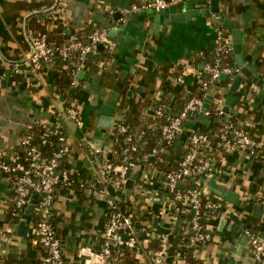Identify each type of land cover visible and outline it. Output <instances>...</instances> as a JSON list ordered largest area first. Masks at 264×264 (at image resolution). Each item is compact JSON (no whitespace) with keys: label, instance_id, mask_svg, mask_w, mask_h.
<instances>
[{"label":"crops","instance_id":"obj_1","mask_svg":"<svg viewBox=\"0 0 264 264\" xmlns=\"http://www.w3.org/2000/svg\"><path fill=\"white\" fill-rule=\"evenodd\" d=\"M55 1L0 0V153L15 157L19 138L27 129L59 122L69 152L59 161L51 222L64 264H98L96 253L103 247L108 209L96 188L99 157L87 152L84 143L94 141L101 148L110 147L118 119L127 115L138 129L137 124L148 119L158 99L166 100L171 111L176 112L187 99L201 95L199 72L207 57L205 51L216 43L217 26L232 44L231 30L221 25L224 18L233 21L239 30L244 67L264 79V0H219L217 22L212 14L206 16L203 12L169 23L161 15L157 29L153 12H129L133 0ZM179 2L169 6L172 13L178 12ZM93 24L108 29V41L87 56L89 60L76 74L77 88L68 84L67 61L53 58L36 70L23 62L29 50L25 33L30 27L35 28H31L34 32L47 34L52 42H63L84 39L93 30ZM237 74L242 78L236 90H230L235 75H229L227 91L219 100L215 94H209V105L219 103L225 118L232 119L263 145L253 155L246 149L235 150L221 160L222 153H215L219 171L211 178L235 192L237 199L230 202L234 213L225 217L212 213L207 218L205 228L211 238L203 245L188 239L192 213L163 212L164 197L150 194L146 203L150 213H145L146 218L152 227L169 231L173 243L164 264H258L243 231L249 228L261 234L264 229V206L258 200L264 196V87L240 69ZM176 77L183 81L177 82ZM124 83H128V88L122 92ZM68 105L77 108L79 125L62 116L55 119L54 112ZM104 106L112 109L111 126H104L100 120ZM220 119L211 120L201 113L188 118L185 129L174 141V155L180 153L179 145L186 131L212 121L219 123ZM136 188L134 185L129 202L136 201ZM211 194L216 195L212 191ZM11 199V176L0 172V264L9 254L26 255L31 263L41 252H26L27 244L33 241L26 235L18 236L17 223L8 220ZM255 203L262 205L259 217L254 215ZM173 215L185 220L187 226L183 229L172 224ZM31 219L30 214L29 223ZM175 232L181 242H174ZM152 251L150 243L143 239L135 253L137 264H148Z\"/></svg>","mask_w":264,"mask_h":264},{"label":"built area","instance_id":"obj_2","mask_svg":"<svg viewBox=\"0 0 264 264\" xmlns=\"http://www.w3.org/2000/svg\"><path fill=\"white\" fill-rule=\"evenodd\" d=\"M178 1L181 0H133L129 12L140 10L155 12ZM212 18L217 22L216 14H212ZM92 26L93 30L84 39H68L56 45L47 42L45 34L27 29L25 35L29 50L23 62L28 64L32 70H36L53 58L67 61L70 65L67 72L68 84L71 88H77L79 80L76 74L83 67L82 62L85 55L93 52L98 44L108 41V29L97 28L95 24ZM214 52V59L203 62L202 70L199 72L201 95L187 99L182 108L176 114L168 116L167 122L161 126V139L164 143H171L176 134L185 129L184 123L188 118L199 113L209 116L210 111L204 106L206 96L212 93L219 100V96L221 97L228 88L227 85L218 84L219 75L221 73L227 76L233 75V69L238 72L236 64L232 66L227 60L233 55L232 44L218 26L216 27ZM72 57L73 62H71ZM176 81L182 82L183 79L176 77ZM169 109L167 101L158 99L152 105L151 113L162 116L167 114ZM214 112L216 117L221 118L214 132L217 138L216 149H212L211 140L206 134L194 130L186 131V137L181 142L182 158L175 168L164 171L149 162L145 163L147 159L158 156L163 149L155 148L150 153L144 154L139 162L135 161L133 152L137 150V136L128 131L123 118L118 119L113 127L118 133L124 134V146L119 150L113 147L114 139H112L111 146L107 148L97 146L94 141L84 143L87 152L99 157L96 188L108 209V218L102 232L103 247L96 253L98 264H122L120 257L111 256V250L120 246L135 249L136 252L140 249L141 241L133 225L134 221L131 220V215H125L121 209L122 196L124 195L125 198L128 195L129 197L134 185L137 186V199L135 202H129L125 198V201L129 202L127 209L133 217L138 218L144 241L149 242L155 239L157 246L151 252L148 264H164L170 256L173 244L169 231L152 227L146 217L139 219L141 213H150L146 210V203L151 193L164 197L163 212L193 213L190 219L192 233L188 236L193 244L203 245L211 238L210 232L204 228L205 225L199 223L200 213L209 215L221 213L224 217L234 213L230 202L217 194H211L208 189L209 179L219 171L216 166L215 153L217 151L222 153L221 160L224 159L226 153L235 150L246 149L250 155H253L261 148L263 142L253 138L246 129L225 120V114L219 103L214 106ZM61 116L75 125L80 124L79 112L74 106H64L61 110L54 112L55 119ZM42 126L45 130L41 143L46 142L48 135L55 137L54 148L50 154L44 156L39 147L31 142L30 135L23 134L18 141L21 155L10 158L0 153V172L11 176L12 223H17L21 219L22 210L29 203L31 194L38 196L32 210L34 220L29 223L26 236L32 235V241H36L41 246L42 254L32 264H64L60 254L59 238L51 222V209L54 186L58 182L59 161L68 154L69 143L64 129L57 120L50 127L43 124ZM112 138H114V132H112ZM159 161L163 162L162 159ZM131 173H134L133 186L127 189L125 183ZM187 179L191 181L190 186H186ZM66 183L68 184L69 181ZM177 183H182V188L177 187ZM258 200L264 206V197L261 196ZM170 219L172 224L185 228L186 221L181 220L179 216L173 215ZM243 233L247 237L254 259L258 264H264V230L259 234L245 228Z\"/></svg>","mask_w":264,"mask_h":264},{"label":"trees","instance_id":"obj_3","mask_svg":"<svg viewBox=\"0 0 264 264\" xmlns=\"http://www.w3.org/2000/svg\"><path fill=\"white\" fill-rule=\"evenodd\" d=\"M31 28L35 29L33 27H30V29ZM45 37H46L47 42H49L50 44H53V45H56V44L60 43V41H61V40H57L55 42H52L50 37L47 34H45ZM204 55L207 56V57H205L206 59H204V62L205 61H212L215 57L214 47L210 50L205 51ZM73 60H74V58L72 57L71 62H73ZM87 60H89V59H87V57H85L83 59L82 64L84 65L85 63H87ZM227 60L229 61L230 65H232V66L235 65L234 55H231ZM227 82H228L227 80L219 81L218 84L220 86H224V85L228 84ZM127 88H128V83H124V87L122 89V92H124ZM208 110L210 111L209 118L211 120L217 118L215 115V112H214V106L213 105L210 104L208 107ZM178 111L172 112L171 109H169L167 111V114L162 115V116H157V115L151 114L146 121H144L143 123L140 122L137 124L138 129H135V125L132 124V121L127 117V115L123 118V122H124V124L127 125L128 131L130 133L134 134L135 136H137L138 146H137V150L135 152H133V157H134L136 162H139L144 154L150 153L155 148H159V149H163V151L158 156H155V158L150 159V160L147 159L145 163L149 162V163L153 164L154 166H156L161 171H164L165 169H172V168H175L177 166V162L183 156V150L181 149V144L179 145V150H180L179 154L174 155V152L172 149L175 146L174 141L176 140V138L179 137L180 133L176 134L175 139L171 143H164L161 139V126L167 122L168 116L174 115ZM225 120H228V121L234 123V121L232 119L225 118ZM217 127H218V123H215L214 121H212L211 124L199 127V129L194 130V131L206 134L210 138L211 146H212V149L214 150V149H216V141H217V138L214 136V132H215ZM44 130H45V128L42 125H33L30 129H27L23 134L30 135L31 142L39 147V149L41 150V152L44 156H48L54 148L55 137L53 135H48L46 142L41 143V140L44 137V135H43ZM113 132H114L113 147L115 149L119 150V148L124 146V143H123L124 134L118 133L117 130L114 128H113ZM18 151H19L18 155H21L20 149H18ZM160 159H162L163 162L159 161ZM190 185H191V181H190V179H187L186 180V186H190ZM122 197H123V201L121 204V209L125 212V215H127V216L131 215L130 218H131V220L134 221L133 225H135V227L138 231V237H139V235L141 233V231H140L141 225L138 223V218H136L135 216L133 217V215L130 213V210L127 209V205L129 204V202L125 201L124 195ZM12 209H13L12 204H10V207L7 211V218L10 221L12 218L11 217ZM209 216L210 215L207 213H200L199 223L204 226L205 222ZM31 217H32L31 222H33L34 213H31ZM145 217H146L145 213H141L139 215V219H141V220L144 219ZM191 217H192V215L190 216L189 220L191 219ZM186 226H187V224H186ZM190 227L191 228H189L190 230L188 232V236L192 233V224L190 225ZM205 227H206V225H205ZM174 237H175L174 242H181V239L179 238L177 232H175ZM27 239L29 241L32 240V235L31 234L27 235ZM139 240L142 241L143 239L139 238ZM148 243H150V246L152 247V249H155L157 247L155 239H151ZM197 245H200V244L197 243ZM35 249H38L42 254V248L36 241L33 243L30 242L27 244L26 252L32 253V251H34ZM135 253H136L135 249L127 248L126 246H120L118 248L111 250V256H114L116 258L120 257L122 264H137V259L135 258ZM32 263L33 262L30 263L29 257L26 255L24 256L23 254H21V255L9 254V255H6L4 258V264H32ZM113 264H116V263H113Z\"/></svg>","mask_w":264,"mask_h":264},{"label":"water","instance_id":"obj_4","mask_svg":"<svg viewBox=\"0 0 264 264\" xmlns=\"http://www.w3.org/2000/svg\"><path fill=\"white\" fill-rule=\"evenodd\" d=\"M218 3L219 0H182L177 4L178 12L172 13L170 11V7H165L161 10L153 12L154 17V29L158 28L159 18L161 15L166 18V22L169 23V21H183L185 18H189L193 15H197L199 12H203L206 16H210L211 14H217L218 13ZM202 9V11H201ZM222 27L230 29L232 33V51L235 58V63L238 69L242 71L245 76H247L251 81L255 82L259 86L264 87V79L259 78L255 75H253L246 67L243 65L242 57H241V43H240V37H239V30L236 28V25L233 21L224 18L222 21ZM103 47V44H98L97 48ZM92 52L87 53L85 56H91ZM24 60V57L23 59ZM232 73L235 75L232 81V84L230 86V90L234 91L240 84L242 76L237 74L236 69L232 70ZM227 75L224 73H221L218 77L220 81H225L227 79ZM211 99V95H207L205 98L204 106L208 108L209 102ZM105 107V106H104ZM102 118L100 119L101 122L104 124V126H111L113 122L112 117V109L111 107H105V110L102 113ZM151 159H153L151 157ZM133 176L134 173L130 174V177L125 183V187L127 189H131L133 186ZM182 183H177V187L182 188ZM209 189L213 193L221 196L223 199L235 203L237 199V194L229 189H226L222 185H217L215 183V180L211 178L209 180ZM38 198L35 194H31V198L29 203L23 208L21 219L17 222L15 226V232L18 236L24 238L27 232L28 223L30 219V214L33 210L35 200ZM126 200L128 199V195L125 196ZM254 209V215L256 217L260 216V213L262 211V205L260 203H255L253 205ZM140 237H144L143 233H140ZM124 238H126V235H124ZM244 240H247V237L244 236ZM242 243V242H241Z\"/></svg>","mask_w":264,"mask_h":264}]
</instances>
